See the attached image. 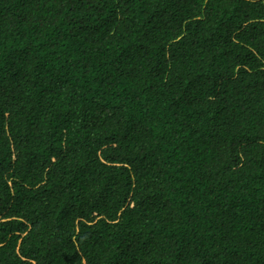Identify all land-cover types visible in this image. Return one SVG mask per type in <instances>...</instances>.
<instances>
[{
    "label": "trees",
    "instance_id": "1",
    "mask_svg": "<svg viewBox=\"0 0 264 264\" xmlns=\"http://www.w3.org/2000/svg\"><path fill=\"white\" fill-rule=\"evenodd\" d=\"M0 264H264V0H0Z\"/></svg>",
    "mask_w": 264,
    "mask_h": 264
}]
</instances>
